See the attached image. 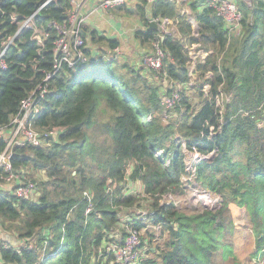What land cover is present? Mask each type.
Masks as SVG:
<instances>
[{
	"label": "trees",
	"instance_id": "trees-1",
	"mask_svg": "<svg viewBox=\"0 0 264 264\" xmlns=\"http://www.w3.org/2000/svg\"><path fill=\"white\" fill-rule=\"evenodd\" d=\"M236 2L237 34L202 0H139L109 9L138 17L143 29L134 36L142 44L158 32L149 19L174 21L175 33L159 41L162 66L150 69V78L112 55L117 39L92 32L88 44L82 34L85 59L62 61L47 81L32 124L43 145L12 147L13 173L35 182L37 194L19 198L0 178V229L19 241L0 240V264H122L111 247L131 231L141 240L137 264H243L240 230L249 231L246 260L264 258V0ZM70 8L69 0H0V45L14 37L0 70V127L52 73L50 23H64ZM33 13V25L18 31L17 21ZM192 45L205 53L195 59L196 78ZM172 93L178 98L167 108L162 99ZM4 147L0 137V152ZM184 150L202 159L188 164ZM191 175L216 196V210L185 212L166 198L184 194ZM130 182L141 191L130 190ZM233 209L245 213L244 228L235 225ZM149 226L166 236L154 251L145 246L152 244Z\"/></svg>",
	"mask_w": 264,
	"mask_h": 264
},
{
	"label": "built area",
	"instance_id": "built-area-1",
	"mask_svg": "<svg viewBox=\"0 0 264 264\" xmlns=\"http://www.w3.org/2000/svg\"><path fill=\"white\" fill-rule=\"evenodd\" d=\"M71 8L67 13V18L64 23H57L52 21L50 27L55 31V39L53 41V53L56 56L54 69L52 73H47L42 82L39 83L35 89H33L20 103L19 113L10 121L8 126L0 127V137L5 141V147L0 152V169L6 172V176L0 175L4 181L2 187H13V194L19 198H31L37 194L36 183L29 179H23L16 176L11 167L10 157L12 154V147L22 146L24 144H32L34 146L43 145L41 134L33 127V122L36 120L40 109L41 100L47 92V81L50 79L59 68L62 61L66 62L69 66H72L75 60H84L85 57L82 54V47L85 45L82 37V26L84 23V16L82 15L83 6L87 3H93L94 11L116 9L120 6H130L139 0H69ZM148 4L154 0H145ZM175 2L178 0H168ZM249 3L250 0H243ZM204 5H210L214 8L216 15L220 17L224 24L237 34L240 31V24L242 19V13L239 9L236 0H202ZM93 11V12H94ZM33 15L26 17L21 21H17L19 25L18 31L23 27H31L33 25ZM155 22L157 24V34L153 41H151V49L146 52L142 61L143 64L151 70L158 71L162 66L163 52L159 47V41L165 35L171 34L170 26L174 25V21L156 17L149 19V22ZM41 35V34H40ZM48 36L47 32L43 33V37ZM13 36H9L1 42L0 45V70L6 68L4 61V54L13 41ZM195 45L189 47V54ZM114 57H120L122 52L117 45L112 50ZM193 55V54H192ZM203 55V54H200ZM205 55V53H204ZM178 94L172 93L171 96L163 97V103L165 107H171L177 100ZM50 135L56 134L54 130H50ZM195 153V152H194ZM196 154V153H195ZM196 156H199L196 154ZM200 159V158H199ZM138 235L133 231L129 232L122 245H113L111 250L114 251L116 259L122 264H137L141 259L142 251L137 250Z\"/></svg>",
	"mask_w": 264,
	"mask_h": 264
},
{
	"label": "crops",
	"instance_id": "crops-1",
	"mask_svg": "<svg viewBox=\"0 0 264 264\" xmlns=\"http://www.w3.org/2000/svg\"><path fill=\"white\" fill-rule=\"evenodd\" d=\"M93 11V3H87L83 6L82 15L85 18L82 26L84 29L83 35H85L88 44L90 43L89 40L91 39L92 32H96L98 35H101L107 39H117L119 41L118 46L120 47L122 52L119 60L120 58H124L123 60L128 61L127 63H130L133 69L139 70V72L144 77L150 78L152 74L150 72V69L143 64L142 57L151 49V43L142 44L135 38L134 31L139 28L143 29V26L141 25L138 17H126L125 15L119 14V12L111 13L110 11L99 9L94 12ZM189 19L192 22L193 26L195 24L192 20L193 18L189 16ZM193 29L194 32H196V24L195 26H193ZM90 49L92 51V54L97 53L98 48L96 49V46L90 45ZM105 51L106 54H111L110 50L107 49ZM198 54L199 55L197 57L199 58H203L205 56L201 51H198ZM4 237L5 232L0 229V240H2Z\"/></svg>",
	"mask_w": 264,
	"mask_h": 264
},
{
	"label": "rangeland",
	"instance_id": "rangeland-1",
	"mask_svg": "<svg viewBox=\"0 0 264 264\" xmlns=\"http://www.w3.org/2000/svg\"><path fill=\"white\" fill-rule=\"evenodd\" d=\"M186 10L189 11L188 9H186ZM193 22H194V20H193ZM193 26H195V24ZM169 28H170V31L172 33H175L176 29H175L174 25H171ZM190 54H191V60L192 61H191L190 66H189V70H190V73L192 74V70H193L192 68L194 65V61L199 54H198V51L195 49V47L193 48L192 51H190ZM192 54H195V55H192ZM123 59L124 58H120L121 61H123ZM192 78H196V75L192 74ZM189 84L191 85L192 83L190 82ZM207 90H208V88L205 85L203 88V91L206 93ZM221 100L222 99L219 96L217 98V103L220 104ZM226 100H228V98H226ZM184 153H185L186 163H188V164H192L194 162H197L200 160L199 158H202L200 156H196V154L194 152H189V151L184 150ZM187 170L190 173L194 172L193 166H191V167L187 166ZM184 181L186 183V186H185L186 192L184 194H180L179 196H167L166 198L173 199L175 204L179 208H181L182 210H185V212L201 211L202 209H206V208L211 209V210H216L219 207L216 196H214L211 192L206 191L203 188H201L199 186V184L192 179V175H191V177L188 176V177L184 178ZM128 187L132 191H135V190L141 191V186L138 185L137 182H134V183L130 182ZM141 210H145V209L142 208ZM233 210L234 211L232 212V216L234 218L235 225L238 228H240V227L244 228L245 223H246V218H247L245 213L242 211L240 212L239 210H235V209H233ZM146 229H149V232L152 234L153 239H152L151 245H149L147 243L148 240H145V246H148L147 248H151L152 251L155 250L154 247L157 244H159L160 246H163V243L166 240V236H162L160 234V226H149ZM246 232L248 233L249 231L248 230H240L237 234V241L240 245V249L238 251V258L242 260L243 264H254L253 261L249 262L248 260H246V258L248 257V252L250 250V243H248V241L244 237V233H246ZM140 242H141L140 236H138V243H139L137 246L138 251L141 250L140 249ZM258 264H264V258L263 257H260Z\"/></svg>",
	"mask_w": 264,
	"mask_h": 264
},
{
	"label": "water",
	"instance_id": "water-1",
	"mask_svg": "<svg viewBox=\"0 0 264 264\" xmlns=\"http://www.w3.org/2000/svg\"><path fill=\"white\" fill-rule=\"evenodd\" d=\"M150 28H155V29H157L158 27H157V24L155 23V22H150ZM196 31V30H195ZM81 33L82 34H84V31L83 30H81ZM200 159H202V158H200ZM3 241H5V242H8V243H10V244H12V245H16V244H18L19 243V241H17V239H16V237L14 236V235H12V234H8V233H5V237L2 239Z\"/></svg>",
	"mask_w": 264,
	"mask_h": 264
},
{
	"label": "bare ground",
	"instance_id": "bare-ground-1",
	"mask_svg": "<svg viewBox=\"0 0 264 264\" xmlns=\"http://www.w3.org/2000/svg\"><path fill=\"white\" fill-rule=\"evenodd\" d=\"M162 103H163V100H162ZM164 104V103H163Z\"/></svg>",
	"mask_w": 264,
	"mask_h": 264
}]
</instances>
